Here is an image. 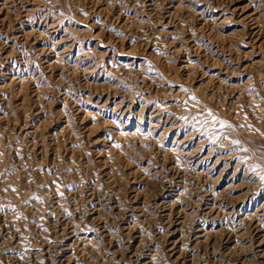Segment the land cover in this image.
Returning <instances> with one entry per match:
<instances>
[{"label":"rangeland","instance_id":"rangeland-1","mask_svg":"<svg viewBox=\"0 0 264 264\" xmlns=\"http://www.w3.org/2000/svg\"><path fill=\"white\" fill-rule=\"evenodd\" d=\"M264 0H0V264H264Z\"/></svg>","mask_w":264,"mask_h":264},{"label":"snow or ice","instance_id":"snow-or-ice-1","mask_svg":"<svg viewBox=\"0 0 264 264\" xmlns=\"http://www.w3.org/2000/svg\"><path fill=\"white\" fill-rule=\"evenodd\" d=\"M261 179H264V177H261Z\"/></svg>","mask_w":264,"mask_h":264}]
</instances>
